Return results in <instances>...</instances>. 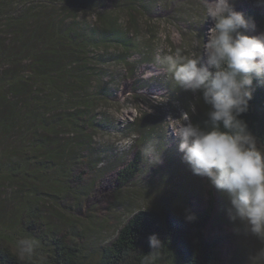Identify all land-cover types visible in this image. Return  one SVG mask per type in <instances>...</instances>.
I'll return each mask as SVG.
<instances>
[{
	"label": "rangeland",
	"instance_id": "1",
	"mask_svg": "<svg viewBox=\"0 0 264 264\" xmlns=\"http://www.w3.org/2000/svg\"><path fill=\"white\" fill-rule=\"evenodd\" d=\"M26 6L40 17L25 25L31 47L49 44L55 29L77 35L74 45L88 69L79 98L88 104L37 109L51 128L35 133L56 151L55 164L37 171L34 163L45 160L34 158L25 182L2 180L0 216L17 222L26 210L36 213L40 231L64 235L91 262L137 212L169 200L177 215L187 206L201 213L211 196L207 236L223 239L221 264H264V147L251 137L218 138L192 123L199 75L219 73L221 17L264 16V0H36ZM106 19L116 24L106 29ZM107 30L121 32L128 46L106 38ZM239 31L243 56L264 76V30L254 22ZM11 32L1 34L2 47L15 49ZM15 61L25 69L18 54ZM75 64L68 58L62 69ZM79 110L85 118L71 120ZM17 143L14 137L7 145ZM136 158L139 172L119 185V171Z\"/></svg>",
	"mask_w": 264,
	"mask_h": 264
},
{
	"label": "trees",
	"instance_id": "2",
	"mask_svg": "<svg viewBox=\"0 0 264 264\" xmlns=\"http://www.w3.org/2000/svg\"><path fill=\"white\" fill-rule=\"evenodd\" d=\"M29 2L36 0H0V36L11 30L15 46L2 47L0 43V67L14 62L11 69H0V138L6 143L1 141L0 182H25L34 158L45 160L34 163L37 171L42 170L39 166L48 168V161L55 164L50 159L57 156L56 151L35 133L51 128L44 115L36 117L37 109L56 111L55 106L62 102L88 104L79 98L87 86L88 69L74 45L77 35L68 30L55 33V29L48 36L49 44L45 42L41 49L31 47L26 43L30 32L25 25L30 20L40 22V17L26 9ZM254 22L264 30V16L257 13L221 17L219 73L199 75L195 90L198 112L192 123L212 136L228 140L251 137L264 147V76L243 56L240 45L239 29ZM115 24L107 19L103 22L106 29ZM106 33V38L111 34L114 42L128 46L118 30ZM33 37L39 44L44 40L39 32ZM17 54L27 63L25 69L16 63ZM68 58L76 62V69H62ZM9 99L18 102L12 104ZM80 118H85L80 110L71 115V120ZM25 123L28 129H24ZM14 137L18 142L15 150L7 145ZM139 162L136 158L119 171V185L126 186L135 177ZM214 205L210 196L201 213L187 206L177 215L169 200L157 209L139 211L91 262L85 261L79 247L64 235L50 238L40 231L36 213L26 210L17 222L1 215L0 264H221L219 246L223 239L207 236Z\"/></svg>",
	"mask_w": 264,
	"mask_h": 264
}]
</instances>
